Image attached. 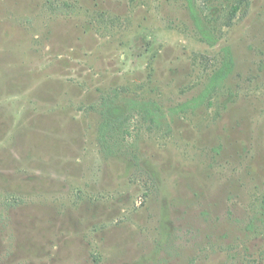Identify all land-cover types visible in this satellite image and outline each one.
I'll use <instances>...</instances> for the list:
<instances>
[{"label": "rangeland", "instance_id": "rangeland-1", "mask_svg": "<svg viewBox=\"0 0 264 264\" xmlns=\"http://www.w3.org/2000/svg\"><path fill=\"white\" fill-rule=\"evenodd\" d=\"M263 199L264 0H0V264H264Z\"/></svg>", "mask_w": 264, "mask_h": 264}, {"label": "trees", "instance_id": "trees-1", "mask_svg": "<svg viewBox=\"0 0 264 264\" xmlns=\"http://www.w3.org/2000/svg\"><path fill=\"white\" fill-rule=\"evenodd\" d=\"M190 10L196 21V24L200 27L199 30L203 41L208 43L210 46H214L217 43V37L215 32L216 29L209 27L211 21L207 19L209 24H204L205 20L202 21L203 19L201 17H197V13H195V8H193V5L190 6ZM212 18H214V15H212ZM233 64V59L229 57L228 53L226 61H224L222 67L214 73L211 79V84H209L204 93L193 102L194 107L205 102L212 91L223 85L225 80L229 78L233 71ZM113 94L114 95L110 94L103 97V101L100 106L101 123L99 126L98 140L102 150L108 156H115L118 154L116 152V148L121 146L119 140L121 138H126L125 136L128 134L127 124L130 121V118L128 114H125L123 109H140L145 112L148 117L154 118V122H159L157 116L160 117L157 111V109L160 108L154 102L128 100L126 106L127 108H124L118 103L120 94L117 91L113 92ZM261 208L262 215L264 216V199L262 201Z\"/></svg>", "mask_w": 264, "mask_h": 264}]
</instances>
